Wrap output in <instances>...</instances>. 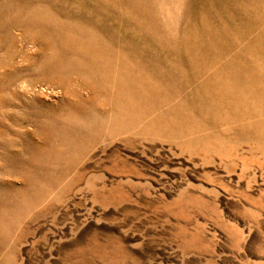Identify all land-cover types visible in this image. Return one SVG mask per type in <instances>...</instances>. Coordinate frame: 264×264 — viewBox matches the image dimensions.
Masks as SVG:
<instances>
[{"label": "rangeland", "instance_id": "374dc122", "mask_svg": "<svg viewBox=\"0 0 264 264\" xmlns=\"http://www.w3.org/2000/svg\"><path fill=\"white\" fill-rule=\"evenodd\" d=\"M0 264H264V0H0Z\"/></svg>", "mask_w": 264, "mask_h": 264}]
</instances>
